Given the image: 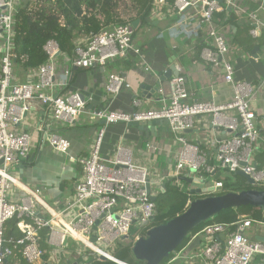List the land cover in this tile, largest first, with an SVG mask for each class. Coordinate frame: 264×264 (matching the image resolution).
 Returning a JSON list of instances; mask_svg holds the SVG:
<instances>
[{"label":"built area","instance_id":"built-area-1","mask_svg":"<svg viewBox=\"0 0 264 264\" xmlns=\"http://www.w3.org/2000/svg\"><path fill=\"white\" fill-rule=\"evenodd\" d=\"M25 1L0 0V38L4 46L0 58V264H5L7 257L16 254L30 264H37L44 253L39 244L40 231L44 228L49 229L48 242L51 245L61 247L72 238L82 242L99 258L101 254H106L112 259L115 255L103 245L114 247L123 236L129 238L133 229L137 230L133 237V241H136L155 226L156 205L152 199V187L159 185V179L152 178L150 166L134 160L133 150L126 145L119 144L112 157H105L102 151L105 127L97 133L90 154L80 159L82 176L72 199L62 211H54L44 202L40 187L31 188L21 182L13 172V166L30 161L32 138L27 131H17L16 125L40 105L49 107L54 121L67 125L75 124L83 115L103 120L105 125L166 119L171 134L181 145L173 178L183 175L187 168L207 174L212 171L236 173L242 170L254 179L255 187H264V168L257 166L253 157L262 138L252 107L257 91L248 81L235 79L233 64L223 58L229 45L214 20V14L222 7L219 0H174L172 14L177 19L173 28L191 21H196L200 28H206L214 48H203L202 57L210 65L224 68V79L234 89L233 98L224 104L213 100H189L186 78L178 69L177 76L162 82L159 87L160 106L139 108L132 112L115 110L110 105L94 107L93 97H85L78 91L59 94L57 88L67 87L72 70L64 67L59 71L56 59L59 46L54 40H49L44 46L48 61L33 70L28 80H15L12 58L15 18L21 3ZM222 1L225 7L247 14L251 21V35L261 37L263 18L256 12H249L237 0ZM39 4H43V0ZM167 4L168 0H152V16H156ZM259 8L264 9V0ZM135 34L136 28L132 24H119L112 29L92 33L77 42L74 58L68 59L72 66L83 69L104 67L112 60L127 58L131 54L144 60L143 50L135 43ZM145 70L149 71L150 66L147 65ZM104 87L115 96L122 89L130 88L131 83L122 73L116 72L108 75ZM133 103L139 106L141 100L135 98ZM199 115H209L213 128L229 129L235 133L230 138L217 141L216 163L211 166L198 146L190 143L186 136V131L193 128ZM39 131L49 136V144L54 150L68 151L70 142L67 138L57 133L49 135L44 127ZM198 173L200 178H207ZM148 181L151 183V193L147 190ZM215 186L222 188L223 185L216 182ZM15 189L23 194L16 197ZM14 219H17L21 236L11 238L6 244L5 225ZM98 220L97 230L94 231ZM252 223V219L242 217L237 229L228 231L224 242L214 239L208 243L202 252L206 264H251L257 256V264H264V242L244 233ZM228 226L227 223H208L197 234L213 237L226 232ZM93 237L96 238L95 242H92ZM174 253L175 256L167 264L179 256L180 250Z\"/></svg>","mask_w":264,"mask_h":264},{"label":"crops","instance_id":"crops-1","mask_svg":"<svg viewBox=\"0 0 264 264\" xmlns=\"http://www.w3.org/2000/svg\"><path fill=\"white\" fill-rule=\"evenodd\" d=\"M237 1L249 12H256L259 17L264 19V9L259 8L263 0ZM224 3V1H221V9L214 15L222 11ZM228 9L232 12V21H229L221 29L217 28L225 35L229 45V50L223 58L233 64L235 79L248 81L257 91L255 98L252 100V107L256 113L255 122L257 127L261 129L262 138L254 151L253 157L257 166L264 168V31L261 32L260 38L253 37L250 33L251 21L249 16L245 13L240 14L229 6ZM152 20L153 27L144 26L145 28L141 31V34L137 36V39L135 38V43L143 50L144 60L138 56L139 62L134 67L124 69L121 72L131 83L130 88L122 89L115 96L111 95L105 90V80L110 73L120 72L121 70L108 69L106 66L77 68L72 66V62L66 55H60L56 58L59 71L61 72L64 67H70L72 74L67 87L57 88V92L65 95L70 91H78L85 97L92 96V106L94 107L110 105L115 110L127 112L139 108L152 109L160 106L161 97L158 90L162 82L157 84L160 75L170 66L175 65L186 78V87L190 93L189 100H213L218 104L229 102L233 98L234 89L224 79V68L220 65L217 67L210 65L202 57L201 52L198 53L197 47L201 38L206 43L203 48H214L206 28H200L196 21H191L177 27V30L169 36L168 32L174 30L173 24L176 20H171L163 10L156 16H152ZM87 37V35H80L76 42H80ZM253 49L254 53H252ZM3 52L4 46L0 38V58ZM147 65L150 66L149 71L145 70ZM30 73L31 71L24 77V81L30 78ZM141 85L151 87L145 97L142 96L143 89H141ZM155 88H157V91L152 93V89ZM135 98L141 100L139 106L134 105L133 100ZM51 116L49 107L40 105L29 113L23 122L16 125L17 131H31L33 133L30 154V158H33L26 164L14 165L13 172L24 185L31 188L40 187L44 202L54 211H62L72 199L76 184L83 172L80 159L90 154L93 141L102 127H105L106 130L102 148L105 157H112L119 144L130 147L133 150L136 162L150 166L152 178H158L160 181L158 186H153L160 190L166 181L174 176L181 145L174 139L168 126L159 125L153 130L147 131V133L140 134L137 125L125 123L105 125L103 120H97L88 115L81 116L73 125L56 122ZM210 120L209 115L197 116L193 128L186 133V136L190 143L198 146L200 153L205 155L207 163L211 166L216 163L217 141L230 138L235 133L229 129L213 128ZM41 127L46 128L49 135L57 133L67 138L70 142L68 151L59 152L54 150L49 144L48 135L43 145L42 142L46 133L39 131ZM21 166L24 168L23 172H20ZM218 172L220 175L222 174L221 171ZM183 175H189L188 168L183 171ZM205 176H207V181L213 178L214 184L218 182L215 175L208 174ZM183 182L177 180V185L182 187ZM206 186L208 185L206 184ZM22 194V191L15 189L16 197ZM194 194L196 193L188 195L186 208L192 201ZM153 195L157 197V195ZM46 217L49 218L50 216L46 215ZM240 217L242 218L243 215L241 214ZM197 232L191 235L187 243L181 247L179 256L170 264H206L202 252L208 243L216 239V236L206 238L201 234H197ZM223 233L225 236L228 235V232ZM244 233L252 239L258 235L264 236V233L253 230L252 225ZM49 236L48 228L40 231L42 240L48 242ZM68 241L65 245L59 247L61 248L60 251L63 250L62 253L64 249H68ZM220 242H224V239ZM44 252L46 251L44 250ZM63 254L60 257H56L55 254L49 255L48 263L69 264L68 261L75 262L80 256L72 253ZM81 255H86V253ZM91 255L96 256L91 252L89 256L87 255L81 261V264L88 262ZM256 258L251 264L258 263L259 259L256 260ZM40 261L37 264H40Z\"/></svg>","mask_w":264,"mask_h":264},{"label":"trees","instance_id":"trees-1","mask_svg":"<svg viewBox=\"0 0 264 264\" xmlns=\"http://www.w3.org/2000/svg\"><path fill=\"white\" fill-rule=\"evenodd\" d=\"M39 1L41 0H27L22 2L20 10L15 18L12 58L15 80L17 82L24 81V77L30 71L32 72L38 69L42 64L48 61V55L44 50V46L49 40L57 42L60 52L58 56L66 55L72 60L75 56L76 39L80 35L89 36L92 33L112 29L119 24H132L134 20L141 19L136 28L137 32L142 27L151 25L153 21L152 0H130V9L134 14L129 16L126 15L125 17L118 13L120 2L124 0H43V4H39ZM173 3L174 0H168V4L164 7L163 12L168 15L170 14L169 11L173 12ZM226 17L228 18L226 19ZM214 19L217 28L221 29L226 26L229 21H232V12L228 7L224 6L221 12L214 15ZM205 44V41L201 38L197 47L198 53L201 52ZM138 62V56L131 54L127 58H119L108 62L106 67L108 69H119L121 73L124 69L134 67ZM221 172L222 174L217 178V181L222 182L223 186L221 192L218 194L251 188L264 189V187L248 185L247 180L242 175L235 172L226 171L225 175L223 170H221ZM200 173L208 175L205 171ZM183 184L185 185V189L182 192L177 185V178L172 177L166 181L165 188H161L160 194L163 196V202L169 205V207L164 210L159 209L158 196L156 197L155 205L159 210H157V212L155 211L153 219L154 225L166 223L171 218L184 212L188 195L191 191L187 183L183 182ZM172 193L176 195L170 197ZM165 195L167 196L166 199L164 198ZM201 197L205 196L193 195L192 200ZM174 198H176L175 202L178 203L177 205L172 202ZM242 207L244 206L222 210L214 217L202 222L184 239L177 250L187 243L192 234L196 233L208 223H227L229 226L226 232L235 231L238 227V222L241 220ZM4 236L6 244L11 238L15 239L21 236L17 227V219L10 220L6 223ZM132 240V236L125 240L120 239L114 246L116 253L114 252L113 254L116 258L128 262V264H144V261L137 260L135 256L134 259H136V263L125 260L123 252H120V255L117 254L122 247H124L123 249L125 251ZM42 249L45 250L44 247ZM171 256L172 254L169 257ZM48 257V252H44L43 259L46 262L45 264H49ZM91 258L88 262L91 261ZM258 259L259 257L256 258V260ZM165 260L167 259L165 258L160 264H163ZM18 262L21 264H30L23 259L20 254L9 256L5 259V264H17ZM99 262L105 264L104 261Z\"/></svg>","mask_w":264,"mask_h":264},{"label":"water","instance_id":"water-1","mask_svg":"<svg viewBox=\"0 0 264 264\" xmlns=\"http://www.w3.org/2000/svg\"><path fill=\"white\" fill-rule=\"evenodd\" d=\"M220 2L222 0H219ZM141 19H136L132 22V26L137 28ZM257 49V48H256ZM254 53V49L252 51ZM58 52L57 55H59ZM179 74L178 68L175 65L170 66L164 73L160 75V80L157 84L164 82L174 76ZM143 89L142 96L147 95V91L151 90L150 86L141 85ZM157 88L152 89V93H155ZM104 122V121H103ZM132 125H137V128L140 134L147 133L149 130H153L159 125L168 126L166 119H153L145 120L140 122H132ZM191 129L186 132H190ZM47 134L44 135L43 145ZM31 157L30 159H32ZM23 166L20 167V172H23ZM239 175H242L246 180L248 185L254 186V179L239 170L236 172ZM195 169L189 170V175H179L177 177L178 181H184L185 183L191 186V193L202 194L208 193L211 194L216 190L221 188L217 186H206L207 178H200ZM211 175L214 176L215 172L212 171ZM220 173L218 172L215 177L218 178ZM165 187V185H163ZM162 187V189H163ZM147 190L151 193V183L148 181ZM152 199L156 200V196L152 195ZM254 206L259 207L264 210V189H244L241 191H230L224 194L218 195H208L205 197L197 198L192 200L183 213L176 215L175 217L168 220L166 223L155 225L150 228L145 236L139 237L133 245V254L137 260L144 261V264H160L165 258L169 257L174 253L179 245L184 241V239L202 222L207 221L208 219L214 217L222 210L229 208H237L241 206ZM41 215L40 213H38ZM99 220L96 222L94 231L97 230V225ZM225 234L223 232L216 235V239L222 241L225 239ZM123 240L128 239V236L125 235L122 237ZM255 240L263 241L264 236H255ZM96 238H92V242H95ZM89 256V255H88ZM87 257V255H80L75 262L68 261L69 264H81V261ZM101 260H113L119 264H127L115 257L112 259L109 258L106 254L100 255Z\"/></svg>","mask_w":264,"mask_h":264},{"label":"rangeland","instance_id":"rangeland-1","mask_svg":"<svg viewBox=\"0 0 264 264\" xmlns=\"http://www.w3.org/2000/svg\"><path fill=\"white\" fill-rule=\"evenodd\" d=\"M130 6H131V1L130 0H124L122 2H120V6L118 8V13L121 14V16H129V15H132L134 14L131 9H130ZM169 17L171 20H176L177 17L176 15L172 14V11L170 12L169 11ZM153 27V25H146L145 27ZM143 27L142 29L138 30L135 34V38L137 39V36H139L141 34V31L145 28ZM177 29H174L173 31H170L168 32V35L171 36L170 34H173ZM179 37V36H178ZM30 135H31V138H32V132L29 131ZM226 171L227 170H223V173L224 175L226 174ZM207 185L208 186H214V179L211 178V179H208L207 181ZM181 191L183 192V190L185 189V185L183 184L182 187H180ZM152 192L158 196V204H159V209L161 210H164V209H168L169 205H167L165 202H163V196L160 194V189L157 188L156 186H153L152 187ZM221 192V189L220 190H216L215 192L211 193V194H208V193H202V194H194L195 196H208V195H218V193ZM176 194L175 193H172L170 197H174ZM41 197L43 198V196L41 195ZM164 198L166 199L167 196L165 195ZM177 198V197H176ZM176 198H174L172 200V202H174L176 205L178 203L175 202ZM44 199V198H43ZM48 202V200H46ZM48 204L50 206H52V204H50L48 202ZM159 209H155V211L157 212V210ZM186 209V208H185ZM241 213L243 216L245 217H249L250 219H252V228L253 230H258L259 232L261 233H264V210L262 208H259V207H254V206H251V205H248V206H244L241 208ZM220 216V215H219ZM136 231L135 229L132 230V234L131 236L134 237V235L136 234ZM42 241V242H41ZM130 242V241H129ZM134 242L132 240V242L127 246V248L125 249L124 251V247H122L121 249H119L118 251V255H120L121 253L120 252H123L124 255H125V260L127 261H130V262H134L136 263V259H134V255H133V245H134ZM39 244L41 245V247H44L45 251L48 252L49 255H54L56 257H60L63 253H68V254H73V255H81V254H88L90 255V251L88 248H86V246L78 241V240H74L72 238H69V241H68V249L71 250L69 251L68 249H64V252L62 253L63 250L60 251L61 248L57 247V246H54V245H51L49 242L47 241H44L42 240V238L39 239ZM104 248H106L109 252L111 253H114L115 252V247H114V250H113V247L111 248H107L105 245H103ZM181 248H179L178 250H180ZM178 250H176V252H178ZM116 253V252H115ZM63 255H66V254H63ZM175 256V253H172V256L173 257ZM51 257V256H50ZM92 257V258H91ZM116 257V256H115ZM171 257H167L165 260V262L163 264H167L168 261L171 259ZM89 258H91V261L89 262H86L85 264H94V263H97V264H101V262L99 261H104L105 264H119L117 263L116 261H113V260H101L99 259V256H93L91 255ZM41 263L40 264H45V260L43 261V259L40 261ZM17 264H21L20 262H18Z\"/></svg>","mask_w":264,"mask_h":264}]
</instances>
